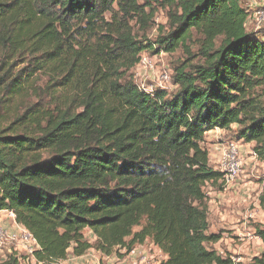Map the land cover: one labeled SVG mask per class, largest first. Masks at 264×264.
Segmentation results:
<instances>
[{
    "label": "trees",
    "instance_id": "obj_1",
    "mask_svg": "<svg viewBox=\"0 0 264 264\" xmlns=\"http://www.w3.org/2000/svg\"><path fill=\"white\" fill-rule=\"evenodd\" d=\"M247 16L242 0H0V101H26L0 125V212L32 235L33 261L120 259L148 239L160 264H241L212 247L203 187L222 177L211 130L264 162V41ZM177 50L173 92L133 83L140 54Z\"/></svg>",
    "mask_w": 264,
    "mask_h": 264
},
{
    "label": "crops",
    "instance_id": "obj_2",
    "mask_svg": "<svg viewBox=\"0 0 264 264\" xmlns=\"http://www.w3.org/2000/svg\"><path fill=\"white\" fill-rule=\"evenodd\" d=\"M242 1L246 2L245 5L248 4L246 8L249 10L264 6V0H261L262 3L255 0ZM229 133V131L214 129L205 134V144L213 170H219L221 164L222 148L225 143L219 142V140ZM239 144L241 170L235 185L228 191H223V187L219 182H216L206 186L205 193L209 211V233L220 234L218 242L212 245L213 249L223 256H230L241 264H248L264 250V245L254 235L255 230L253 228L255 224L264 225V211H262L260 201H258L260 192L257 190L261 183H255L257 179L260 180V177L253 175L256 167L260 168L264 165L252 156L254 143L240 142ZM248 155L251 156L248 157ZM255 173L258 175V172ZM6 213L7 211L0 212V217L8 219L2 221L1 228L9 233L17 232L15 220L7 217ZM250 220H254V225L250 224ZM84 237L90 243L94 242V237L89 230L84 231ZM17 248H23V245L17 244ZM86 254L81 257H74L70 253L63 264H77L86 258ZM165 259L166 256L147 239L142 244L136 245L129 254L120 258V261L122 260V263L123 261H136L137 264H159ZM86 262L89 261L86 260Z\"/></svg>",
    "mask_w": 264,
    "mask_h": 264
},
{
    "label": "built area",
    "instance_id": "obj_3",
    "mask_svg": "<svg viewBox=\"0 0 264 264\" xmlns=\"http://www.w3.org/2000/svg\"><path fill=\"white\" fill-rule=\"evenodd\" d=\"M245 28L248 31L256 33L262 32L263 34H260L264 41V6L257 7L252 12H248L245 21ZM162 56L163 53L156 55H150L148 53L140 54L138 64L131 71L132 81L140 90H143L146 93H151L156 89L168 91V89L174 87L172 84L171 71L161 67ZM148 83H151V85ZM232 140L224 144L222 148L221 164L219 170H217L222 174V177L218 182L223 187V191H228L235 185L241 170L239 143L234 139ZM252 156L255 160H258L254 152H252ZM262 164L264 165V162H262ZM208 185L209 184L206 183L203 187L204 192ZM6 214L11 220H15V216L11 211H7ZM16 227L17 232L15 233H9L0 228V249L9 241L25 246L26 250L32 254V252L37 249L34 238L23 227L17 224Z\"/></svg>",
    "mask_w": 264,
    "mask_h": 264
},
{
    "label": "rangeland",
    "instance_id": "obj_4",
    "mask_svg": "<svg viewBox=\"0 0 264 264\" xmlns=\"http://www.w3.org/2000/svg\"><path fill=\"white\" fill-rule=\"evenodd\" d=\"M255 1L262 3L261 0H255ZM244 4H246V2H244ZM247 5H245V6L247 7ZM254 9H255V7L253 8V10ZM253 10L248 9V12H252ZM154 22H156V24L159 27H163L164 29H167V27H168L167 10L164 8H160L159 10H157L155 15H154ZM156 34H157V29L154 28V30L152 32V36H155ZM190 46L195 49V46L193 43H191ZM184 59H185L184 53L182 52V50H177L176 52H174L172 54H164L163 53L161 67L163 69L173 71V69L176 66L180 65V63ZM148 84L151 85V83H148ZM174 90H175V87L168 89L167 92L170 93V92H173ZM25 103H26L25 100H22L21 102L14 101L12 104L9 105V104H6L5 102L0 101V125H2V126L5 124L7 125L13 119V116H16V115L22 113L24 111L23 105ZM234 138L235 137L233 136V134L229 133L228 135H225V137L223 139H220L219 142L226 144ZM250 156L251 155H248V157H250ZM257 161H259V160H257ZM259 163L261 164L260 161H259ZM255 172H258V175H255L256 174ZM253 175L260 177V180L257 179L255 181V183H257V182L261 183V185L257 189L260 192L259 193L260 194L259 198H260L262 195H264V167H260V168L256 167V169L253 172ZM258 201H260V200L258 199ZM261 209H262V211H264V206L261 205ZM4 220H8V219L0 217V225H2L1 223H2V221L4 222ZM253 221L254 220H250L251 225H254ZM0 228H1V226H0ZM11 254L16 255L17 257H20V263L21 264H41V263H37V262L33 261L32 257H31V253H29L26 250L25 246H23V248L18 249L17 244L15 242H9V241L6 242L5 245L0 249V263L2 261H4L8 255H11ZM86 260H88L89 262H86ZM119 261H120V259L116 255L108 258V257L103 256L102 254L96 252L95 250H91L90 252H88L86 254V258H83L81 261L77 262V264H137V263H135L136 261H134V262H129V261L126 262L125 261L123 263H122V260L120 262ZM53 264H63V262L53 263Z\"/></svg>",
    "mask_w": 264,
    "mask_h": 264
}]
</instances>
